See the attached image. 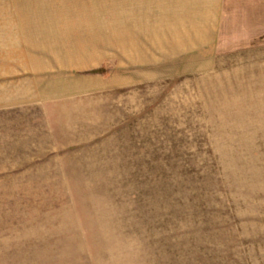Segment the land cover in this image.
<instances>
[{
  "label": "rangeland",
  "instance_id": "374dc122",
  "mask_svg": "<svg viewBox=\"0 0 264 264\" xmlns=\"http://www.w3.org/2000/svg\"><path fill=\"white\" fill-rule=\"evenodd\" d=\"M126 1L0 0V264H264V0Z\"/></svg>",
  "mask_w": 264,
  "mask_h": 264
},
{
  "label": "crops",
  "instance_id": "0c3cea01",
  "mask_svg": "<svg viewBox=\"0 0 264 264\" xmlns=\"http://www.w3.org/2000/svg\"><path fill=\"white\" fill-rule=\"evenodd\" d=\"M162 3L165 7H167L169 10H158L155 11L153 16L151 14H149L148 11L143 10L141 12L138 11L137 5H138V1L137 3H133V0H127L124 3V6L121 4V7H123L122 9H124V7H126V9L121 10L120 12H116L114 15L115 16H122V15H129L130 18L126 20V22H128L129 24H131L130 26V30H131V40H129V44H122L121 46H115L113 47V49L118 50L121 54L123 55H129L130 53H132L133 51H136L135 47H139L141 45L135 44V40H137V36L142 33V26H145L146 24V20H149L151 22H154V17H157V19H155V22H157V20L163 16L164 14H166L168 12L169 15H175L178 16V18H176L178 23H183V25H181V27H178L176 30L178 32H185L184 35L181 37L185 38H190L191 39H208L211 38L212 35H209L210 32H214L216 30V24H217V15L219 14V10L221 8V2L220 0H162ZM29 8V7H28ZM36 9V8H33ZM162 14V15H161ZM143 15L144 17H148L145 22L143 21ZM147 15V16H145ZM118 18H116L117 20ZM59 20V19H58ZM112 24H114L115 19H112ZM62 22V20H59V23ZM79 22V21H78ZM90 22V21H89ZM42 23H46V22H42ZM56 23V22H55ZM58 23V24H59ZM64 23L67 25V27L69 25H71V23L68 22L67 19L64 20ZM88 23V22H87ZM145 23V24H144ZM148 25V24H147ZM157 25V24H156ZM141 27L140 29H138L139 34H134L132 33V30L134 29V27ZM118 28V27H117ZM100 30V29H99ZM88 31V30H87ZM104 31V30H102ZM113 31L114 33L111 34V36L115 35L118 36L119 34H123V37L128 38L125 33L122 31V29H114V30H110ZM105 32V31H104ZM190 33H193V35H190ZM60 37H66L69 40L72 41H87V45L90 43L89 41H92L91 45L87 46V45H81L77 44L78 48L80 49H87L89 51L88 54H90L91 52L97 51L99 48H104L106 47V44H108V40L114 41L113 43H109L110 45H116L117 41L114 39H107V36H104V38H95L92 37L89 33L84 35H76L71 36L70 34H68V32H66L63 35H58ZM175 37H177V35H174ZM122 37V40H124V38ZM52 40L58 39V37L53 38L51 37ZM179 38V37H178ZM106 41L107 43H105V46H100L102 43L98 42V41ZM75 43V42H73ZM71 46H73L71 43H69ZM62 45V44H61ZM65 45V44H64ZM98 45V46H97ZM189 45L191 46H201V45H205L203 43H189ZM41 46V47H40ZM36 45L35 47L37 49H39V47L42 49V46H44V44L42 45ZM55 46V45H54ZM56 46H60V43H58ZM74 47V46H73ZM179 47V49H181V47L178 45H170L168 47L169 51H175L177 50ZM75 48V47H74ZM43 50V49H42ZM83 51H78V53H82Z\"/></svg>",
  "mask_w": 264,
  "mask_h": 264
}]
</instances>
